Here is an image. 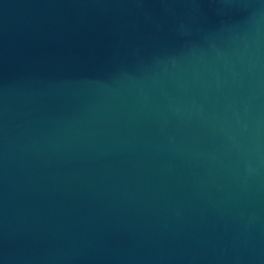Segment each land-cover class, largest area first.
I'll return each instance as SVG.
<instances>
[{
  "label": "water",
  "instance_id": "water-1",
  "mask_svg": "<svg viewBox=\"0 0 264 264\" xmlns=\"http://www.w3.org/2000/svg\"><path fill=\"white\" fill-rule=\"evenodd\" d=\"M0 264H264V0H0Z\"/></svg>",
  "mask_w": 264,
  "mask_h": 264
}]
</instances>
